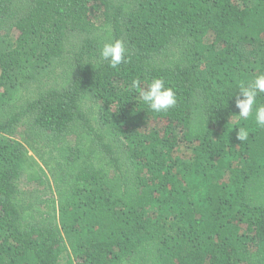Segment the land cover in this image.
<instances>
[{"label": "trees", "instance_id": "obj_1", "mask_svg": "<svg viewBox=\"0 0 264 264\" xmlns=\"http://www.w3.org/2000/svg\"><path fill=\"white\" fill-rule=\"evenodd\" d=\"M261 72L264 0H0V264H264Z\"/></svg>", "mask_w": 264, "mask_h": 264}, {"label": "clouds", "instance_id": "obj_2", "mask_svg": "<svg viewBox=\"0 0 264 264\" xmlns=\"http://www.w3.org/2000/svg\"><path fill=\"white\" fill-rule=\"evenodd\" d=\"M99 60L107 62L108 66L113 69L131 62L128 49L122 40L106 42L99 46ZM131 88L136 91L143 105L153 113L167 114L178 104L175 90L168 86L162 78H152L146 86L137 78L132 81ZM262 93H264V72L256 75L246 85L241 83L238 93L233 96L235 106L239 110V114L235 116L246 121L254 114L255 124L260 129H264V104L259 103L257 97ZM237 129V140L247 141L250 129L247 127Z\"/></svg>", "mask_w": 264, "mask_h": 264}, {"label": "rangeland", "instance_id": "obj_3", "mask_svg": "<svg viewBox=\"0 0 264 264\" xmlns=\"http://www.w3.org/2000/svg\"><path fill=\"white\" fill-rule=\"evenodd\" d=\"M36 86H37V85H32L33 88L31 87L32 89L30 88V89H29V92H27V91L22 92L21 95L23 96V94H24L22 100L25 99L26 97H27V98H31V97H33V96H34V93H36V91H33V90L35 89ZM24 131H25V129L22 130L21 133L16 134L15 137H16V139L18 138L19 141H21L22 144H24V145L26 146V145H27V141L24 140V139L27 138V136H26V134L24 135Z\"/></svg>", "mask_w": 264, "mask_h": 264}]
</instances>
